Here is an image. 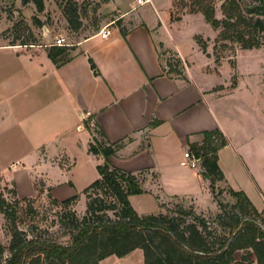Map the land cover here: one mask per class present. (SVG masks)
<instances>
[{
    "label": "crops",
    "instance_id": "crops-1",
    "mask_svg": "<svg viewBox=\"0 0 264 264\" xmlns=\"http://www.w3.org/2000/svg\"><path fill=\"white\" fill-rule=\"evenodd\" d=\"M172 4L166 9L157 0L142 6L134 0L118 11L126 30L110 26L108 38L100 32L84 37L68 47L69 60L60 64L48 55L52 37H61L54 25L44 38L48 45L0 43L3 182L9 184L5 173L24 167L27 158L47 162L51 151L58 155L50 164L70 172L76 165L73 153L82 150L84 142L88 155L104 163L102 156L89 152L95 128L106 142L126 143L110 158L113 167L138 177L143 171L152 174L146 187L141 181L145 193L130 198L155 200L153 193L161 199L189 200L203 210L213 205L210 181L203 176L201 160L197 169L190 168L184 153L203 141L204 132L220 130L228 141L218 154L224 183L264 212L261 93L244 80L236 88L215 92L214 78L193 65L201 54L195 33L187 50L178 39L185 24L172 22ZM165 51L191 63L185 76L169 73L162 60ZM62 157L70 163H57ZM36 183L54 194L55 187L43 178Z\"/></svg>",
    "mask_w": 264,
    "mask_h": 264
},
{
    "label": "trees",
    "instance_id": "trees-1",
    "mask_svg": "<svg viewBox=\"0 0 264 264\" xmlns=\"http://www.w3.org/2000/svg\"><path fill=\"white\" fill-rule=\"evenodd\" d=\"M21 1L24 6L34 4L38 13L45 10L44 0ZM188 2L190 4L185 2L183 7L189 6L190 14L203 15L214 30L220 31L223 40L244 49L264 46V0ZM219 2H222V19L216 15ZM63 13L70 29L79 31L82 22L76 0H68ZM172 20L178 21L181 17ZM34 24L42 25L38 17L34 18ZM30 38H33L32 33ZM200 46L205 51V47ZM67 48L52 46L48 48V55L56 64L63 63L65 61L60 59ZM172 67L169 73L177 72ZM97 134L103 138L94 131L89 152L102 156L104 163L97 166L100 178L84 191L88 198L86 216L79 220L71 215L74 228L68 244L44 240L28 231L25 234L18 215L0 195V213L9 222L12 233L10 256L5 264H100L111 256L124 258L137 249L143 251L144 264H264V212H258L243 192L229 188L231 195L237 198L238 208H235L239 212L218 215L217 226L193 209L179 208L173 216L140 215L133 208L130 197L145 193L141 180L110 163V158L123 148L122 142L109 143L104 138V142H100ZM227 145L220 130L204 132L201 143L190 145L191 152L201 160L203 176L210 181L211 190L216 183L225 182L218 154ZM93 191H101L116 203L108 204L102 196L93 198ZM76 199L72 197L61 205L68 208ZM112 210L117 211L116 219L106 214ZM4 254L5 249L0 245V259Z\"/></svg>",
    "mask_w": 264,
    "mask_h": 264
},
{
    "label": "rangeland",
    "instance_id": "rangeland-1",
    "mask_svg": "<svg viewBox=\"0 0 264 264\" xmlns=\"http://www.w3.org/2000/svg\"><path fill=\"white\" fill-rule=\"evenodd\" d=\"M68 0H44L45 12L38 13L34 4L24 6L21 0H0V43L30 45H48V27L54 25L56 31L65 39L66 44L73 45L82 40L99 33L106 26H117L121 31L126 30V22L119 19L118 11L124 10L134 0H76L79 7L82 26L77 32L69 27L65 31V16L63 6ZM75 1V0H74ZM164 8L168 9L173 2L171 10L172 18H179L184 22L181 32L178 34L180 41L185 44V49L191 45V35L195 33L194 40L200 48L201 54L195 58L193 65L201 67L208 76H212L217 83L214 91L230 90L236 88L241 80L245 85L252 87L255 93H261V119L264 117V46L254 49H244L240 45L223 40L220 31L214 30L200 13L190 14V7H183L184 3L190 4L188 0H157ZM221 4L217 5V18L222 19ZM151 6V5H150ZM48 10V12L46 11ZM153 10V9H152ZM47 12V13H46ZM56 14V16L54 15ZM39 19L41 26H35L34 18ZM178 20V21H181ZM115 22V25H114ZM172 22H177L173 21ZM33 38H30V34ZM53 36V43L56 42ZM50 42V43H52ZM35 43V44H31ZM205 47V51L201 48ZM70 49V48H67ZM70 52H66L61 57V61H67ZM162 60L168 70H176L174 75L185 76L187 67L191 63L184 62L174 51L163 52ZM256 95V94H255ZM91 129V128H90ZM96 131L95 128L91 132ZM99 141L103 138L97 134ZM123 147L126 143H122ZM128 144V143H127ZM145 143H142V147ZM189 150V148H188ZM76 158V165L70 171L53 167L50 159L56 152L49 155L47 162L43 159L40 163L34 157L27 158L25 166L17 170H9L4 177L6 182L0 177V195H3L10 204L11 209L16 212L20 220V228L28 231L30 235H36L44 240L56 241L61 244H68L71 241V233L74 225L72 216L82 220L86 216L88 198L84 191L89 185L99 178L96 165L103 164V159H95L88 155L84 146L82 150L73 153ZM57 163L70 162L65 157L60 158ZM125 163L128 159L123 160ZM118 163V161H117ZM120 163V162H119ZM129 166V164H123ZM152 174L143 171L139 174V179L145 182L150 181ZM43 178V182L52 184L55 192L41 187L36 182ZM49 186V185H48ZM21 196H32V198H19ZM100 194V195H99ZM155 200L146 197L130 198L133 208L140 215H169L173 216L179 208L185 210L193 209L197 214L204 216L215 226L218 224L217 216L238 214L237 198L230 193L229 187L224 182H218L211 190L213 205L207 209H197L189 200L174 198H157L150 193ZM93 198L104 197L108 204L116 203L115 199L106 196L101 191L92 192ZM77 197L74 204L64 208L61 203ZM238 208V207H237ZM202 211V212H201ZM228 213V214H227ZM107 216L116 219L117 211H108ZM12 242L10 225L5 216L0 213V245L5 249L3 259L0 264H5V260L10 256L9 248ZM242 254V253H241ZM240 258V255L238 256ZM100 264H144V254L142 250H137L124 258L115 256L103 260Z\"/></svg>",
    "mask_w": 264,
    "mask_h": 264
},
{
    "label": "built area",
    "instance_id": "built-area-1",
    "mask_svg": "<svg viewBox=\"0 0 264 264\" xmlns=\"http://www.w3.org/2000/svg\"><path fill=\"white\" fill-rule=\"evenodd\" d=\"M137 4L138 6H142V5H147V4H151V0H137ZM109 26L104 27L99 35H101L102 38H108L109 35L111 34V31L108 30ZM34 45H31L30 47H33ZM52 46H58V47H70V44H66L65 39L62 37L56 38V42L52 45H50V47ZM184 157L187 161V164L189 165L190 168L193 169H197L198 168V163L200 161V158L196 157L193 152H191V150H186L184 153Z\"/></svg>",
    "mask_w": 264,
    "mask_h": 264
}]
</instances>
